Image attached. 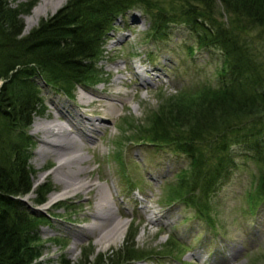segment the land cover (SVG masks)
<instances>
[{
	"label": "rangeland",
	"instance_id": "obj_1",
	"mask_svg": "<svg viewBox=\"0 0 264 264\" xmlns=\"http://www.w3.org/2000/svg\"><path fill=\"white\" fill-rule=\"evenodd\" d=\"M55 1L42 5L41 0H9L17 9L31 5L21 16L23 34L52 16L67 0L52 12ZM161 2L174 11L182 6L176 0ZM38 4L44 12L26 29L25 17ZM215 15L227 25L229 17L219 5ZM150 28V17L138 9L119 16L95 62V82L76 86L71 98L39 81L43 110L27 130L33 145L28 165L35 173L33 182L43 175L36 186L47 184L51 190L46 201L50 193H54V199L48 206H44L46 201L34 206V191L32 197L20 198L33 212L47 217L37 228L42 251L37 263L264 264V201L255 206L250 199L259 165L247 157L245 143L231 147L233 166L208 197L194 206L171 203L176 174L188 160L173 147L146 142L150 127L147 119L179 92L215 87L224 58L215 47H198L186 24L168 23L156 37H151ZM258 31L243 32L242 36L264 62V41ZM142 80L147 84L143 86ZM80 95L99 99L100 103L81 105ZM56 107L67 110L75 126L83 127L86 120L82 117L95 121V130L81 135V146L69 142L65 146H71L74 153H69L84 157V162L75 166L89 171L86 179L100 186L98 189L60 196L63 184L57 178L70 177L73 169L56 168L53 156L41 155L43 134L36 133L34 126L35 120L58 117ZM59 121L64 122V118L60 116ZM262 139L264 142V135ZM98 193L115 212V219L128 222L122 238L110 244L96 243L95 236L88 232L94 223L91 215ZM200 206L205 212L199 210ZM109 219L104 221L108 223ZM127 255L136 258L125 263Z\"/></svg>",
	"mask_w": 264,
	"mask_h": 264
},
{
	"label": "trees",
	"instance_id": "obj_2",
	"mask_svg": "<svg viewBox=\"0 0 264 264\" xmlns=\"http://www.w3.org/2000/svg\"><path fill=\"white\" fill-rule=\"evenodd\" d=\"M161 1L67 0L23 34L21 16L31 5L17 9L0 0V264H39L42 254L37 228L47 217L20 199L34 183L27 130L43 110L39 81L68 98L76 86L94 83L104 39L130 10L150 17L151 37L181 22L198 47H215L224 58L215 87L179 92L147 119L146 142L173 147L188 160L176 174L171 203L194 206L208 197L233 166L231 147L239 142L259 165L250 199L255 206L264 201V62L242 36L258 29L264 41V0H176L182 3L176 11ZM217 5L228 15L227 25L216 17ZM33 191L38 206L51 190L41 184Z\"/></svg>",
	"mask_w": 264,
	"mask_h": 264
},
{
	"label": "bare ground",
	"instance_id": "obj_3",
	"mask_svg": "<svg viewBox=\"0 0 264 264\" xmlns=\"http://www.w3.org/2000/svg\"><path fill=\"white\" fill-rule=\"evenodd\" d=\"M41 1L42 2L40 3H42V5H45L48 0ZM64 1L65 0H56L51 5V11L55 12L64 3ZM43 12L44 9L41 5L38 4L33 7L31 13L25 17L26 29L35 25L36 21L42 15ZM141 82L143 86L147 84L145 80H142ZM79 101L80 104L84 106L100 103L99 99H93L92 97L86 95H80ZM107 105L111 106L110 103H108ZM67 113V110H61L60 108H57L56 116L58 117H54L50 121L39 122L35 120L34 122L36 133L41 132L43 134V137L40 140V142L42 143V147L40 149L41 155H43L44 157L53 156L57 163L56 168L70 167L71 169H73L69 174L70 177L67 178V176L64 177L61 175L62 177L60 176L57 178V180H59V182L63 184V190L60 193V196L67 195L69 194V192L88 193L91 190L98 189L100 187L95 184L91 179H86V175L90 173L89 171L75 166L77 163H83L85 160L84 157L79 153L71 154L74 152L70 151L71 146L77 147L82 145L81 135L85 131L95 130V121H92L87 117H82V114H78V117H82L83 120L86 121L83 124V127L75 126L70 121L69 114ZM60 116L64 118V122L59 121ZM68 142L71 146L66 147L65 144ZM90 142H92L91 139ZM68 153L70 155H67ZM42 177L43 175H40L38 180H40ZM37 181H34L33 188L31 192L25 196V199L32 197V193L36 187ZM53 199L54 193H50L48 195V200L45 202L44 206H48ZM114 214L115 212L113 211L111 206H109L105 198H103V195L101 193H98V198L95 201L94 212L91 215L92 219L94 220V223L88 230L90 234L95 236L96 243L110 244L122 238L128 222L124 219H115ZM107 218H110L108 223L104 221ZM151 262L152 261H144V263L142 264H154Z\"/></svg>",
	"mask_w": 264,
	"mask_h": 264
}]
</instances>
